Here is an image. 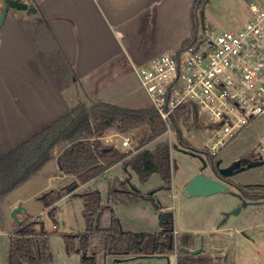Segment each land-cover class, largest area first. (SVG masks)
<instances>
[{
    "label": "crops",
    "instance_id": "obj_1",
    "mask_svg": "<svg viewBox=\"0 0 264 264\" xmlns=\"http://www.w3.org/2000/svg\"><path fill=\"white\" fill-rule=\"evenodd\" d=\"M23 1L38 11L10 9L0 28V157L79 104L150 108L142 101L136 68L188 42L193 27L194 4L190 0ZM1 11L2 0L0 15ZM39 15L47 21L56 45L76 75V83L63 89L55 83L20 23L35 21ZM51 161L66 183L63 189L69 179L75 182L60 171L56 155L29 180L0 197L1 225L7 222L13 206L24 205L22 197H10ZM44 192L47 189L40 193ZM19 218L29 217L20 214Z\"/></svg>",
    "mask_w": 264,
    "mask_h": 264
},
{
    "label": "trees",
    "instance_id": "obj_2",
    "mask_svg": "<svg viewBox=\"0 0 264 264\" xmlns=\"http://www.w3.org/2000/svg\"><path fill=\"white\" fill-rule=\"evenodd\" d=\"M203 2L204 0H195L193 15L197 5ZM20 23L55 83L62 89L76 83V75L68 67L44 17L39 15L35 21L21 20ZM187 43L184 42V44ZM192 114L195 117L198 116L195 109L186 106L181 108L172 120L178 141L183 147H190V145L181 136L180 125ZM196 123H199L198 119ZM197 126L202 125L199 123ZM136 129H141L140 136L135 138L136 143L139 144L136 149H122L105 140L110 132L134 135L132 132ZM166 131V123L151 107L128 109L104 102L89 106L79 104L66 115L0 157V197L9 195L21 186L56 155L60 171L73 176L75 182H80L82 185L102 177L105 172L118 164L127 168L128 176L132 171L145 182L152 174L157 173L167 184L172 178L169 144L161 142L157 143L153 149L146 148V145L159 139ZM115 183L120 184L122 190L109 187L107 205L101 203L100 192L97 190L86 191L79 195L73 194L85 199L84 212L88 227L84 233L76 236L65 235L64 241L68 252L73 250L80 255V264H98L97 256L102 251L113 258L163 254L167 251V246L160 243V241H166L163 231L133 233L121 228L120 221L111 205L112 201H119L115 193L141 198L145 196L138 190H131L127 179L117 180ZM64 190L66 189L48 192L43 199L49 207L50 216H54L56 210L53 208L54 203L63 196ZM52 193H55V197L51 196ZM105 213L109 214V225L102 227L101 220ZM172 219V211H160L161 228L171 224L169 221ZM51 234L52 232L45 229L40 217L23 219L22 224L10 233L8 263L53 264ZM179 264L211 263L207 257L198 256L188 259L187 263L180 261Z\"/></svg>",
    "mask_w": 264,
    "mask_h": 264
},
{
    "label": "rangeland",
    "instance_id": "obj_3",
    "mask_svg": "<svg viewBox=\"0 0 264 264\" xmlns=\"http://www.w3.org/2000/svg\"><path fill=\"white\" fill-rule=\"evenodd\" d=\"M190 1H192L190 2L191 4L195 3V0ZM256 3H259V0H204L203 3L197 5L194 11L195 14L191 16L193 27L192 30L191 28L189 30L188 39L192 40L195 36H200L205 31L215 33L238 31L252 18L251 7ZM27 16L28 14L24 15V18ZM142 66H138L136 71ZM140 94H142V101L148 107H151V100L142 86ZM199 120L202 123L201 127L197 126L199 123H196L197 119L192 114L181 123L180 129L181 136L190 147L196 149L198 152H202L207 150L209 144V132L207 128L210 123L202 112H199ZM170 127V129L167 127V132L163 136L146 145V148L153 149L157 143L161 142L169 144L173 166L171 181L166 184L160 174L154 173L144 182L139 179L136 173L130 171L131 184L145 198L115 193V197L119 198V201H112L111 205L120 221L121 228L133 233L159 232L160 211H172L176 244L180 242V236L183 233L195 234L196 237L199 234H205L206 237L210 236L206 243L207 253L222 257L224 252L229 251L232 242L228 236L221 240L220 238H223V235L215 232V228L222 222H228L227 228L245 222H247V225L250 222H263L260 220L262 216L256 217L249 209H244L239 213L233 214L232 212L237 209L239 199L229 193L232 189L229 185L227 191L223 193L208 197H188L183 192V189L188 181L200 172L203 164L199 158L187 155L181 151L184 147L178 141L176 129L173 124H170ZM140 132L141 129H136L132 132L134 138L132 139L131 147L126 149H136L139 146L135 138L138 135L140 136ZM263 134L264 116L259 121H253L248 129L232 140L217 155L216 159L224 158V162H228L235 152V147L250 146L254 141H261L262 146H264ZM124 135L126 134L110 132L105 140L110 144H115L122 148L121 143ZM203 157L205 158L204 155ZM52 166L54 165L51 161L43 172L24 184L10 198L16 196L22 197L24 201L23 206L29 208V213H32L30 219L40 217L44 222L45 229L52 232L50 235V245L54 256L53 264H80V255L73 250L68 252L64 241L65 235L76 236L84 233L88 227L84 212L85 199L81 196H73V194L79 195L86 191L97 190L100 192L101 203L107 205L109 201V187L122 190L121 185L115 182L117 180L125 181L128 175L124 166L118 164L105 172L102 177L88 182L85 187L81 186L80 182H77L76 189L72 191L71 195H67L68 188L73 186V180L69 179L66 185L67 188H64L66 190H64L63 196L54 203L53 208H56L54 216H50V210L46 206V201L40 200V197L51 191L59 192L66 184L64 179L58 177L55 166L54 169H52ZM70 177L74 179L73 176ZM43 189H47V192L41 194L40 192ZM53 195L55 197V193H52L51 196ZM147 196L149 197L147 198ZM3 206H5V203ZM228 213H230V216L225 221L226 214ZM6 217L7 222H4V225L0 224V264H9L10 233L18 227V225L13 224L11 212ZM101 222L102 227L109 225L108 213L103 215ZM253 237L257 239V243L249 242L240 236L237 237L235 244L239 253L236 256L234 264H264V240L260 241L256 235ZM213 246L218 248L214 249ZM102 252L97 256L98 264L103 263ZM113 259V257L108 256V264H115L113 263ZM171 259L174 261L173 255ZM120 264H167V262L164 259L137 258Z\"/></svg>",
    "mask_w": 264,
    "mask_h": 264
},
{
    "label": "built area",
    "instance_id": "obj_4",
    "mask_svg": "<svg viewBox=\"0 0 264 264\" xmlns=\"http://www.w3.org/2000/svg\"><path fill=\"white\" fill-rule=\"evenodd\" d=\"M251 10L238 31H205L137 69L151 108L169 129L183 107L195 109L201 125L199 112L205 115L207 150L215 157L264 116V0ZM133 138L124 135L122 148Z\"/></svg>",
    "mask_w": 264,
    "mask_h": 264
},
{
    "label": "flooded vegetation",
    "instance_id": "obj_5",
    "mask_svg": "<svg viewBox=\"0 0 264 264\" xmlns=\"http://www.w3.org/2000/svg\"><path fill=\"white\" fill-rule=\"evenodd\" d=\"M264 138V134L262 135ZM183 149L193 150L199 153L202 157L205 156L204 160L207 163V166L200 170L199 173H202L208 177L224 181L227 185L232 187L229 191L230 194L236 196L239 199V204L237 209H240L241 212L244 209H249L256 217L262 216L260 219L263 222H247L242 224H237L234 227H226L228 222H222L217 228H215V232L221 233L223 238L229 237L232 244L228 252H224L223 256L220 257L218 255H209L207 253L208 249L206 248V243L210 236L206 237L204 234H199V236H195V234L191 233H183L180 236V242L176 244V232L174 220L169 221V224L166 228H161L160 231L164 232V239L166 241H160L167 246V251L163 254H148L141 255L137 258H144L142 256H150L147 258H156V259H164L167 264H179L180 261L186 262L187 260L193 257L204 256L209 259L211 264H234L237 254L239 253L238 248L235 244V240L237 237H243L245 240L249 242L257 243V239L253 236H258L259 240H264V146H262L261 141H254L252 145L235 147L234 154L231 156L228 162H224L222 166L229 164L232 161L244 159L245 165H241L238 168H235L232 172L233 175L229 178L223 177L216 163L219 159L212 158L213 156L208 150H204L202 152H198L196 149H193L189 146L184 147ZM260 149V150H259ZM256 165L255 167H249V165ZM173 167V166H172ZM245 169V170H242ZM242 170V171H240ZM160 222V221H159ZM251 232V233H250ZM214 233V232H213ZM217 238L216 235H214ZM203 244V249L200 253L194 255L192 251H195L201 247ZM217 249L218 247H214ZM226 248V247H224ZM188 250V251H186ZM174 256V261L171 259V256ZM153 256H167L166 258H158Z\"/></svg>",
    "mask_w": 264,
    "mask_h": 264
},
{
    "label": "water",
    "instance_id": "obj_6",
    "mask_svg": "<svg viewBox=\"0 0 264 264\" xmlns=\"http://www.w3.org/2000/svg\"><path fill=\"white\" fill-rule=\"evenodd\" d=\"M10 9H15V10H19V11H26L28 13H36L37 12V7L28 4L27 2L23 1V0H2V11H1V15H0V28L4 25L6 17L10 11ZM181 151L187 155L193 156V157H197L202 161L203 164V169L207 166L206 161L204 160V158L197 152L193 151V150H187V149H181ZM245 161L246 160H235L230 162L227 165L222 166V164L224 163L223 159H219L216 163V166L219 169L220 174L225 177V178H229L233 175V170L235 168H238L241 165H245ZM256 165H249V168L251 167H255ZM125 171H126V167H124ZM245 170V169H242ZM240 170V171H242ZM131 179V175L128 176L127 178V182L131 188V190L136 191L137 188L131 184L130 182ZM77 187V183H73V186H71L70 188H68L69 192H72L74 189H76ZM228 189V185L221 180H217L211 177H208L202 173H198L195 176H193L187 183V185L184 187L183 192L185 194H187L188 197H208V196H212L215 194H219V193H223L225 191H227ZM47 193L44 194L43 196L40 197V200H43L46 197ZM240 209H236L234 212H232L233 214L235 213H239ZM20 214H24L27 217H30V213L26 210V208L20 203L17 204L15 206H13L12 211H11V217L13 219V224L14 225H21L22 224V220L19 218ZM230 216V213L226 214V219ZM203 249V244L201 245V247L195 251H192V254L196 255L198 253L201 252V250ZM188 251V250H186ZM144 258L150 257V256H142ZM153 257H158V258H166L168 260L167 256H153ZM103 258V263L102 264H108L107 262V258H108V254L106 252L103 253L102 255ZM135 257H128V258H114L113 259V263L115 264H120L122 262H126V261H130V260H134Z\"/></svg>",
    "mask_w": 264,
    "mask_h": 264
}]
</instances>
